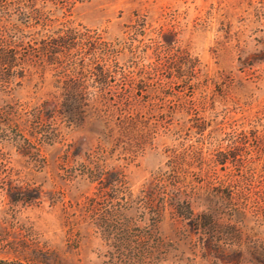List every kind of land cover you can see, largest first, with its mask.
<instances>
[{
	"label": "rangeland",
	"instance_id": "obj_1",
	"mask_svg": "<svg viewBox=\"0 0 264 264\" xmlns=\"http://www.w3.org/2000/svg\"><path fill=\"white\" fill-rule=\"evenodd\" d=\"M58 7L59 21L96 30L118 44L119 65L130 76L132 90L140 93L143 110L154 104L149 122L157 128L153 126L155 131L141 146L121 142L111 149L102 177L110 181L113 187L106 189L115 196L90 200L99 184L81 173L80 161L87 157V139L97 142L91 138L99 135L101 124L88 98L70 101L66 94L75 89L62 79L53 83L50 73L42 87L35 84L36 75L11 77L0 87V107L19 104L30 109L49 98V92L58 94L59 104L53 119L57 135L38 154L0 138V180L9 174L38 191L31 200H11L0 183V260L111 264L105 236L118 232L112 223L118 226L119 221L109 219L102 230L93 217L102 216L110 205L118 207L120 189H125L134 198L128 231L140 235V241L129 246L144 259L139 264H180L153 251L154 235L170 229L166 221L153 226V214L144 203L150 181L167 170L174 153L185 149L201 156L192 157L187 175L194 211L209 209L220 221L235 219L245 246L264 252V199H250L246 213L235 216L240 199L224 198L222 182L229 171H243L250 159L256 173L264 171V0H63ZM122 82L116 73L108 86L120 90L129 85ZM178 97L184 108L172 117L165 114ZM200 122L201 131L196 125ZM239 132L248 136L239 151L244 160L215 164L214 153L229 149Z\"/></svg>",
	"mask_w": 264,
	"mask_h": 264
},
{
	"label": "trees",
	"instance_id": "obj_2",
	"mask_svg": "<svg viewBox=\"0 0 264 264\" xmlns=\"http://www.w3.org/2000/svg\"><path fill=\"white\" fill-rule=\"evenodd\" d=\"M62 1L0 0V87L5 88L11 77L28 76L31 79L34 75L37 76L35 84L42 87L47 73H50L53 83L62 79L68 88L75 89L66 94L70 101L88 98L93 114L100 121L101 130L98 136L91 138L97 139L95 145L87 139L86 156L93 155L96 159L85 157L80 161L81 173L99 184L90 200L99 196L112 200L115 195L106 187L113 186H108L110 181H104L102 177L109 152L121 142L129 146L145 144L151 131H155L152 130L153 126L157 128L156 124L149 122L155 106L150 104L143 110L145 105L141 103L140 93L132 90L130 82H127L130 76L117 60L121 52L117 43L96 30L73 25L69 20H58L55 13L59 9L58 3ZM116 73L123 84L129 85L120 90L109 88ZM86 79H91V83L87 84ZM87 85H95L96 88L90 91L86 89ZM48 94L49 98L30 109L19 104L1 106L0 138L34 154L39 153L43 143L53 141L57 135L53 119L59 103L58 94ZM184 105L178 97L167 105L165 114L175 116ZM196 125L201 131L203 123ZM247 141L245 132L236 133L230 140L229 149L214 153L215 164L228 159L241 164L244 159L239 151ZM192 157L201 156L192 149L174 153L167 170L157 173L148 184L144 207H148L153 214L152 225L158 228L166 221L170 229L168 234L160 232L154 235L153 251L169 254L180 264H264V252L254 246L246 247L241 241L235 219L220 221L209 209L194 211L190 192L193 185L187 180L189 168L193 165ZM253 163L254 160L250 159L243 171H229L226 180H222L226 182L223 197L240 199L234 208L235 216L246 213L245 207L250 199L256 203L264 199V171L256 173ZM115 173L119 172L115 170ZM116 180L121 184L125 182L121 177ZM0 183L11 200H31L38 196L37 187H31L19 178H11L9 174L3 176ZM257 185L260 189L255 188ZM120 190L122 194L118 200L122 202L118 207L108 206L102 216L93 217V222L104 230V226L110 225L109 219L119 221L116 222L118 226L112 223L118 232L105 236L111 248V264H139L144 259L136 257L129 246L131 242L140 241V235H132L128 231L131 218L128 210L135 207L134 198L131 192ZM160 191L163 194L155 203L154 199L162 193ZM138 211L141 216L146 212L144 209ZM0 264L14 262L1 259Z\"/></svg>",
	"mask_w": 264,
	"mask_h": 264
}]
</instances>
